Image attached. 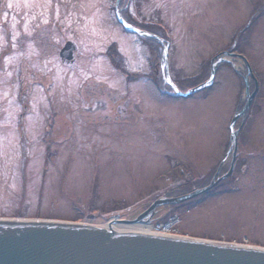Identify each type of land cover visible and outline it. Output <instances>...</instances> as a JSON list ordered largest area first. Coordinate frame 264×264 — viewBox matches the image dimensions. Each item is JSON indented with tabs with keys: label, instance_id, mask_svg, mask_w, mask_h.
Returning <instances> with one entry per match:
<instances>
[{
	"label": "rangeland",
	"instance_id": "374dc122",
	"mask_svg": "<svg viewBox=\"0 0 264 264\" xmlns=\"http://www.w3.org/2000/svg\"><path fill=\"white\" fill-rule=\"evenodd\" d=\"M116 2L0 0V217L104 225L209 185L230 169V123L255 88L243 55L259 91L236 124L232 174L179 209L159 207L153 222L174 214L180 235L264 248V0H129L141 26L169 38L181 91L210 77L216 55L226 60L188 97H171L160 73L129 83L113 65L118 49L117 64L145 75L162 53L123 29ZM67 41L73 63L60 56Z\"/></svg>",
	"mask_w": 264,
	"mask_h": 264
},
{
	"label": "water",
	"instance_id": "95a60500",
	"mask_svg": "<svg viewBox=\"0 0 264 264\" xmlns=\"http://www.w3.org/2000/svg\"><path fill=\"white\" fill-rule=\"evenodd\" d=\"M120 1L115 10L120 23L129 31L142 37L157 35L130 27L122 18ZM76 45L69 41L60 56L71 62L75 59ZM235 55L234 53H226ZM247 68L246 83L252 79L255 88L246 87V101L230 123V170L218 177L221 166L211 183L203 188L176 197L160 196L134 219L113 216L104 225H92L63 220L1 218L0 217V264H264V248L246 244L225 243L188 236H164L143 231L120 230L115 225L150 224L159 207L177 205L207 193L233 172L238 151L241 128L237 121L245 117L259 91V82L251 64L238 55ZM212 60L210 77L187 92L181 91L172 81L169 72L168 47L163 49V75L177 97H188L213 85L218 68L226 60L220 56Z\"/></svg>",
	"mask_w": 264,
	"mask_h": 264
},
{
	"label": "flooded vegetation",
	"instance_id": "af4514ba",
	"mask_svg": "<svg viewBox=\"0 0 264 264\" xmlns=\"http://www.w3.org/2000/svg\"><path fill=\"white\" fill-rule=\"evenodd\" d=\"M121 3V2H120ZM132 6H130V3H129V0H128V4H127V6H125L124 8H123V6L121 7V5H120V9H121V14H122V17H123V19L126 21V23L130 26V27H132V28H135V29H140V30H144V31H147V32H149V33H152V34H154V35H157L158 37H160L161 38V36L158 34V33H156L155 31H154V33L153 32H150V31H148L147 30V28L148 29H150V28H155V23H153V22H151V23H148V24H146L145 26H141L140 24H139V20H138V18H137V14L136 13H134L133 12V10H132V8H131ZM139 17V16H138ZM123 29H125L127 32H129L125 27H123ZM137 36H138V38L140 39V40H142V41H148V42H153V40H155V41H157L156 39H154V38H147V37H142V36H139L138 34H137ZM67 42H69V41H67ZM66 42V43H67ZM157 42H159V41H157ZM65 43V44H66ZM74 43V42H73ZM160 43V42H159ZM75 44V43H74ZM159 45V44H158ZM159 46H161V48H162V53L160 54V60H159V65H158V63H155V61H154V57H155V53H154V51H153V53H151V56H150V71L149 72H147V73H144L145 75H143V74H140V77L138 78V79H136V80H132V81H129V79H128V77H127V82H129V83H131V82H135V81H139V80H142V79H144L145 81H150V80H153V82H154V80L156 81V79H158L159 80V73H160V75H161V77L165 80V78H164V75H163V70H164V60H163V58H162V55H163V49H164V44L163 43H160V45ZM77 47V46H76ZM63 49V48H62ZM61 49V50H62ZM77 50H78V48H76V51H75V59H76V53H77ZM157 51V50H156ZM61 52V51H60ZM219 55V54H218ZM218 55H216L213 59H217L216 57L218 56ZM75 59L73 60V61H71V62H69V63H73V62H75ZM109 67H111V62L109 63ZM156 76V78H154ZM93 81H96V80H93ZM103 85H105V84H103ZM131 86V85H130ZM95 94H97V97L98 98H100L101 99V101H102V103L104 102V103H109L108 101H106L102 96H101V94L100 93H95ZM101 103V102H100ZM109 104H111V103H109ZM108 107H110V106H108ZM106 108V106H104V108L103 109H105ZM111 108V107H110ZM92 111H93V109H92ZM136 111V112H135ZM93 112H95V111H93ZM102 112H103V114L105 115V116H107V117H111V112H109V113H104V111L102 110ZM105 112H108V111H105ZM125 113H126V111H124ZM131 112V114L132 115H134V114H137L138 115V111L137 110H131L130 111ZM129 113V112H128ZM236 160V159H235ZM234 166H235V164H234ZM223 168V167H222ZM222 168H221V172H220V174L218 175V177H220V176H222V175H224L225 173H227L228 172V170L226 171V172H223L222 171ZM215 174H216V172L214 173V175L211 177V179H213L214 178V176H215Z\"/></svg>",
	"mask_w": 264,
	"mask_h": 264
},
{
	"label": "built area",
	"instance_id": "2783aa9c",
	"mask_svg": "<svg viewBox=\"0 0 264 264\" xmlns=\"http://www.w3.org/2000/svg\"><path fill=\"white\" fill-rule=\"evenodd\" d=\"M180 222L178 216H174L165 224H152L148 225L150 233L165 235V236H179L180 232L178 231L177 225Z\"/></svg>",
	"mask_w": 264,
	"mask_h": 264
},
{
	"label": "trees",
	"instance_id": "16d2710c",
	"mask_svg": "<svg viewBox=\"0 0 264 264\" xmlns=\"http://www.w3.org/2000/svg\"><path fill=\"white\" fill-rule=\"evenodd\" d=\"M162 37H163V36H162ZM153 41H154L155 43H157V44L160 45L159 42H157V41H155V40H153ZM110 52H111V50H109V52L107 53V55L109 56L110 60L113 59V60H111V62L113 63V65H114L115 67H118L117 69H119V71L123 72V73L128 77L129 81L136 80V79H138V78L140 77V74H135L136 76H134V75H132L128 70H126V68L122 67V66L120 65V63L117 64L118 62H117L114 58H116L117 56L120 57V53H119L118 49H114V50H113V53H114L115 57L110 56V55H111ZM120 59H122V58H120ZM160 78H162V77L160 76ZM162 81L165 82V80H164L163 78H162ZM159 82H160V81H159ZM159 86H161V82L159 83ZM171 90L173 91L172 88H171ZM161 92H162V93H165L164 90L161 91ZM172 95L174 96V94H172ZM24 143H25V142H24ZM181 206H182V205H172L171 208H173V210H176V209H179Z\"/></svg>",
	"mask_w": 264,
	"mask_h": 264
},
{
	"label": "bare ground",
	"instance_id": "6f19581e",
	"mask_svg": "<svg viewBox=\"0 0 264 264\" xmlns=\"http://www.w3.org/2000/svg\"><path fill=\"white\" fill-rule=\"evenodd\" d=\"M115 227L117 229H120V230L143 231L145 233L151 232V231H149L150 227L148 225L145 226V225H140V224H134V225H119V224H117V225H115Z\"/></svg>",
	"mask_w": 264,
	"mask_h": 264
},
{
	"label": "snow or ice",
	"instance_id": "6c2138e0",
	"mask_svg": "<svg viewBox=\"0 0 264 264\" xmlns=\"http://www.w3.org/2000/svg\"><path fill=\"white\" fill-rule=\"evenodd\" d=\"M9 7H11V5H9Z\"/></svg>",
	"mask_w": 264,
	"mask_h": 264
}]
</instances>
